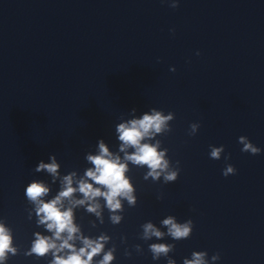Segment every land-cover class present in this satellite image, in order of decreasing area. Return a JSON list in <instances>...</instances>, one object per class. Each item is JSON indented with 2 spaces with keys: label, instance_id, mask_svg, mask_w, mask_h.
Wrapping results in <instances>:
<instances>
[{
  "label": "clouds",
  "instance_id": "1",
  "mask_svg": "<svg viewBox=\"0 0 264 264\" xmlns=\"http://www.w3.org/2000/svg\"><path fill=\"white\" fill-rule=\"evenodd\" d=\"M178 6L179 0H172L170 3L172 8ZM170 70L175 71L174 68ZM172 118L171 113L165 116L160 111L153 109L151 114L145 113L140 119L120 123L116 131L119 134V141L122 142L119 150L124 153L123 161L119 155H113L101 140L99 142V154H89L86 157L93 167L88 168L79 179H76L75 172L64 175L60 181L61 190L47 202L43 197L49 194L50 188L43 181H33L28 184L25 189V196L28 201L35 205L37 223L44 225L46 231L52 235L34 233L35 239L32 241L30 251L25 254H35L38 259L50 254L52 258L49 264H111L116 259L114 256L116 249L113 246L105 251V245L110 237L105 234L96 238L85 236L81 232V228L74 222V209L77 206L86 205V211L100 218L101 223H103L102 206L99 200V198H103L104 207L111 213V223L119 224L122 216L116 213L122 210V200H126L130 206H134L136 203V197L133 194L134 186L130 183V178L125 175L129 171L127 162L136 166H147L149 171L145 179L152 177L153 180H157L163 175L165 182L175 181L179 170L169 171V163L164 159L165 152L158 151L160 141L155 144L142 142L151 139L156 133L170 131L167 122ZM196 127L195 124L191 125L193 131ZM239 143L243 144L242 152L252 155H258L261 152V149L250 142L247 137H240ZM128 148H132L134 151L129 153L127 152ZM223 151V145L219 148L212 147L210 158L219 159ZM229 158V156L225 157V159ZM50 160V163L41 160L35 171L46 170L55 182L60 175L58 171L60 165L54 156L50 157ZM236 171L232 165H228L222 174L227 177L229 174L235 175ZM77 193L81 194L82 198H75ZM65 202L68 203L67 207H65ZM162 223L167 226L168 234L176 241L190 238L193 231L192 221L180 224L173 217H168ZM163 235L164 233L152 223L143 225V239L148 240L153 236L159 239ZM76 241H79L82 246L77 247ZM135 247L137 251L140 250L139 245ZM174 249L175 245L172 244L153 243L149 245L153 260H159L161 256L167 257L168 253ZM17 251V248L13 246L11 230L0 223V264H5L9 258V253L15 256ZM125 255L130 256L131 254L125 251ZM98 256H102V258L94 261V258ZM206 256V251H194L192 259L185 258L183 264H208ZM219 259V253L212 256L213 261ZM167 264H175V261L168 259Z\"/></svg>",
  "mask_w": 264,
  "mask_h": 264
}]
</instances>
